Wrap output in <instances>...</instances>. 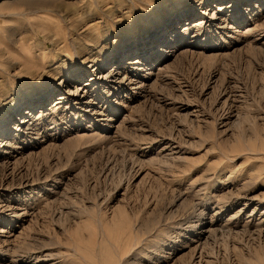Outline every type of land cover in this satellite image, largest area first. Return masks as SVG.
Masks as SVG:
<instances>
[{"label":"rangeland","instance_id":"374dc122","mask_svg":"<svg viewBox=\"0 0 264 264\" xmlns=\"http://www.w3.org/2000/svg\"><path fill=\"white\" fill-rule=\"evenodd\" d=\"M2 66L0 264H264V0H0Z\"/></svg>","mask_w":264,"mask_h":264},{"label":"bare ground","instance_id":"6f19581e","mask_svg":"<svg viewBox=\"0 0 264 264\" xmlns=\"http://www.w3.org/2000/svg\"><path fill=\"white\" fill-rule=\"evenodd\" d=\"M49 4H50V2H49ZM46 6H47V3H40V7L43 9V8H46ZM78 7H79V4H73V6L71 7L74 11H77L78 10ZM41 11V10H40ZM47 12H48V10H47ZM29 13V12H28ZM32 13V12H31ZM36 13H38V12H36ZM70 13V12H69ZM25 14V13H24ZM140 15V14H139ZM62 16L64 17V18H67V15H65V14H63L62 13ZM141 16V15H140ZM177 16H179V14H177ZM4 25V24H3ZM2 27V26H1ZM5 27V26H4ZM2 29H4V28H2ZM26 41V40H25ZM91 42H88V43H85V44H79V46L77 47V49H76V54H79V53H81V52H85V53H89V50L91 49V47L92 46H95V45H97V42H98V38L97 39H94V40H90ZM23 43H24V41H22ZM21 42V44H23ZM19 43V42H18ZM37 43V42H36ZM36 43L35 44H31L30 45V49L34 52V49H35V46H37L36 45ZM56 43V42H55ZM20 44V45H21ZM38 44V43H37ZM5 45V44H4ZM13 45V44H12ZM18 45V44H17ZM24 45V44H23ZM28 45V44H27ZM26 45V46H27ZM29 47V46H28ZM8 48V47H7ZM25 48V47H24ZM29 49V48H28ZM31 51V52H32ZM4 52V51H3ZM36 52V51H35ZM115 53H117V52H115ZM10 54V53H9ZM35 54V53H34ZM31 55V54H30ZM14 56V55H13ZM37 56H39V57H41L40 55H37ZM36 56V57H37ZM12 57V56H11ZM33 57V56H32ZM35 57V56H34ZM7 58V57H6ZM38 58V57H37ZM4 59V58H3ZM2 59V60H3ZM2 64V63H1ZM17 64V63H16ZM15 65V64H14ZM11 78H12V76H11V73H10V68L9 67H5V66H2L1 67V69H0V108H1V106L5 103V102H3L6 98H7V96L8 95H10V90L12 89V86L10 85V84H8L7 82L8 81H10L11 80ZM53 86V85H52ZM52 86H50L49 88H47L46 89V91L47 92H50V90H52L51 88H52ZM75 91H77V89L75 90ZM74 91V92H75ZM74 92H73V94H74ZM19 105V104H18ZM18 105H16L15 107H14V109L18 106ZM123 215V214H122ZM117 237V236H116ZM136 238V237H135ZM116 242V241H115ZM117 243V242H116ZM124 257H125V255H124ZM120 262V261H119ZM135 264V263H134Z\"/></svg>","mask_w":264,"mask_h":264}]
</instances>
